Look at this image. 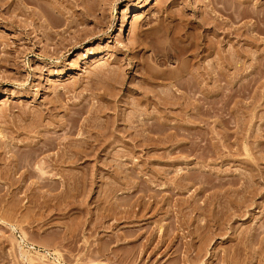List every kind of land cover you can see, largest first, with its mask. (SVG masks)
Instances as JSON below:
<instances>
[{
	"label": "rangeland",
	"instance_id": "obj_1",
	"mask_svg": "<svg viewBox=\"0 0 264 264\" xmlns=\"http://www.w3.org/2000/svg\"><path fill=\"white\" fill-rule=\"evenodd\" d=\"M42 2L45 3L43 0ZM47 2L52 5L55 2L56 7L53 9L55 11L51 10L55 14L52 15L51 11L45 12L47 17L45 15L43 18L45 20L42 22L46 25L43 26L46 28L51 26V30L49 28H43V30V26L38 28L41 29L38 30L41 35L37 38L42 41L39 44H35L34 39L31 41L22 39L23 33L14 26L9 24L0 26V38L6 37L11 42L15 40L18 45L13 53L16 56L15 62L10 66L4 62L0 63V220L2 221L0 223V264H190L191 261L187 260L190 258L192 261H196L195 264H264V242L262 243L264 240L262 228L264 227V168H261L264 167V146L262 144L261 147H257L261 137H258L259 135L256 133L257 127L262 126L263 122L258 120L250 129L246 128L243 132L233 134L228 140L231 141L229 144L228 141H225L217 121V111L215 110L217 105L213 101L214 98L209 104L211 109L207 111V104L203 101L204 90L208 88L215 90V87L212 84L204 86V88L200 85L197 87L195 84L191 87L186 81L185 74L178 75L175 72V77L173 74L175 70L179 71V67L181 70L186 68L184 70L189 69V71L197 69L198 65L202 66V64L210 67L214 55H208L203 50V46L210 36L211 39H216V35L210 28L212 23L204 26L203 19L207 20L209 17L208 20L213 18L214 21H212L216 22L217 11L211 10L212 12H210L209 10L212 9L210 7V5L213 6L212 3L220 6V2L217 3V0H47ZM138 8H141L138 12L139 20L137 26L134 27L136 24L134 12ZM48 12H51V15ZM18 16L19 20L22 22L24 20V24L27 23V19L29 21L32 18L30 14L27 16L19 14ZM69 20H72L73 23ZM67 22L71 25H69L70 27L66 26ZM122 22L123 26H121ZM29 26L31 27L30 24ZM53 33L56 34L53 35ZM212 33L215 35L214 37ZM77 41L79 42L77 43ZM180 47L183 48V52H180L182 51ZM195 47L197 48L195 49ZM88 48L91 49L88 51ZM261 48H264V44L261 45ZM195 52L198 54L196 55ZM101 54L104 57L100 58ZM60 69H64L67 75L55 76ZM99 69L100 71H98ZM114 69L118 73H114ZM197 70L199 74L202 73L201 69ZM155 71L162 75L169 73L170 77L167 78L168 75L166 77L164 75V78L162 75L159 77ZM116 77H118V81ZM74 82L79 83L75 84ZM73 84L75 88L66 91L64 87L73 88ZM113 89L120 90V94H113L117 97H114L110 104L118 103L116 111L120 110V114L122 111L125 117L130 115L136 107H139L140 102L135 105L133 101L139 98L140 100L144 99L142 97L143 90H149L150 94L156 91L162 97L165 92L169 93L166 98L172 101L169 105L170 110L167 109L169 117L166 116L162 104L148 105L142 101L141 104L145 106H142L144 111H141V105L139 107L141 109H138L143 114L148 112L154 118H158L157 120L150 119L149 122L155 120L160 129L164 127L161 125L163 123H159L163 122L161 120H166L171 127L166 132L157 134L160 136L157 142L158 148L155 149V151L158 149L157 152L152 150L151 153H147L142 148H137L132 152L133 150L126 149L128 145L118 142L111 154L101 156V160L105 159L104 163L106 164L96 162L93 158H89L85 162L79 160L77 168L79 173L84 172L83 170L87 174L97 171L99 174L103 173L104 178L101 180L97 177V180L88 183L80 180L74 195L72 191L66 190L65 192L64 189H67L65 185L61 186L64 193L57 196L58 199L52 198L53 195L49 193L50 181L48 179L54 178V174L57 172V170L54 171L56 168L58 169V166H54L56 156L54 153L56 154L59 149L52 148V144L54 146L52 141L49 142L51 143V148H49L50 144L47 142L52 139V136L54 142V137L60 133H64V136L60 134V138L65 139L67 126L64 123L69 115V113L65 115L66 110H68L67 112L70 110L73 112L75 109V111H79L77 109H81L83 106L89 109L83 107L86 111L82 108L85 113L83 112L82 118H79V121L84 123L79 122L81 125L78 128L84 130L80 129L78 131L80 134L76 132V135L70 136L75 138H73V141L76 140L75 143L80 142L82 137L85 138L92 134V130L94 131L95 128L100 129L99 127L102 128V125L107 126V120L112 121V117L116 116L113 108L107 110L106 114L102 113L97 116L89 113L96 109L93 107H103L108 104L107 101L113 98L112 93H115ZM135 90L141 91L138 93ZM110 92L112 93L110 94ZM48 105H55V114L50 115L47 112ZM145 108H147L146 112ZM143 114L139 115L140 117L138 116L137 119L146 117L144 116L146 114ZM93 116L96 118L99 116L98 120L106 122L95 120L102 123L95 125L87 120L89 117L91 120L95 119ZM85 118L87 119L85 120ZM57 122L62 123L58 126ZM119 122L121 119L116 123ZM134 122L136 124L137 120ZM83 125L87 127L84 128ZM231 125L233 128L235 127L234 123ZM87 128L91 129V133ZM166 133L172 134L168 137ZM261 139L264 140V137L262 136ZM193 140L198 143H192ZM65 141L67 140L65 139ZM224 143L225 145H223ZM255 147L261 148L260 152ZM217 149L220 151L224 149L222 153L226 156L220 157L221 152L217 154L219 151H213ZM117 152L122 153L124 157L127 156L128 159L124 165L125 170L123 169L124 172L121 173L123 176L114 179L112 172L115 170V161L113 160L114 155L118 154ZM209 152L213 154L211 153V155ZM30 153H34L33 156ZM222 153L220 155H223ZM35 154L36 156H34ZM151 154L158 156L154 155L155 158L152 159ZM162 155L163 157L160 158ZM52 156H54L53 159ZM254 156L261 157L259 158L261 160L256 161L259 167L255 164ZM49 159L52 162L48 161ZM253 159H255L254 164L252 163ZM38 160H43L42 166ZM136 160L138 166L134 167ZM48 163L54 164L50 166L53 167V170L47 166ZM39 164L41 168L38 166ZM251 166L258 169V175L256 174L257 170ZM42 167L44 171L48 170L46 171L47 175L51 174V177L43 178L48 182L40 177L41 174L39 176V173L45 174ZM38 168H40L39 173H37ZM199 168L207 171L204 172L205 175L203 172L200 174L204 170H198ZM159 169H162L161 173H157ZM106 171L112 174L113 178L111 175L110 177L106 175ZM136 173L140 174L142 179ZM162 173L164 176L168 174L164 177ZM252 173H255V176ZM128 175L131 177L129 178ZM184 175L185 177H183ZM242 175L245 178L241 177ZM251 175L254 177H250ZM37 176L48 185H42ZM197 176L200 177V180L196 179ZM176 177L181 183L183 182L181 185L184 187L180 186L178 179L175 182L174 178ZM203 177L206 180H203ZM143 178L147 180L153 178V180L151 182ZM182 178L193 184L187 186L186 181V183L181 181ZM246 178H249L248 180L252 178L251 185ZM135 179L142 187L139 188L136 185ZM155 179L160 185L155 183ZM129 180L130 182H128ZM213 180L218 183H211ZM144 181H147V186L144 185L146 184ZM168 181L169 184H167ZM206 181L207 184L209 182L208 185L212 184L209 187L213 185L214 187H204ZM85 182L86 184H84ZM154 183L156 188L162 191H156ZM229 184L235 190L229 187L232 190L226 192L225 187L227 188ZM241 184L243 186L247 184L250 188L245 187L251 191L245 187L243 189ZM132 186L135 187L131 188ZM153 186L154 188H152ZM177 188L181 191H178ZM212 188L216 191L219 189L220 193L223 190V194H216ZM152 192L155 196L160 193L156 196L159 200L156 197L153 198ZM252 192H254L253 196H251ZM42 193L48 194L47 196L52 195L51 199L43 198L47 196H42ZM244 194L247 195L244 196ZM134 195L136 196L134 197ZM249 197L252 198L250 202L247 199ZM129 198L132 201L135 199L137 204L135 201L132 203ZM128 201L133 206L128 204ZM142 201L143 204H141ZM234 201L238 204L245 201L248 207L244 205V202L243 206L236 203L237 206ZM52 205L59 206L62 210H58L59 213L56 212L57 209L52 211L53 214L48 213L51 211ZM140 205L142 206L139 207ZM143 206H147V208L145 209ZM235 206L245 207V209L243 211L242 208H236L238 210L235 209V211ZM128 207L133 208L134 214L141 210V213H137L138 219H135L136 214H132L133 212ZM127 208L131 213L129 216ZM5 210L11 214H3ZM14 210L22 218L16 215ZM232 212L239 215L232 216ZM25 214L26 219L23 216ZM12 215H14V219H12ZM5 216L9 217L5 218ZM16 217L18 220L20 219L19 222L15 220ZM216 217L221 221L220 223ZM22 219L25 221H21ZM10 220H13L14 223ZM3 221L6 222L3 223ZM8 223H13L15 228L19 227L16 230H11ZM220 224L223 225L222 229L218 227ZM256 228L257 230L259 228V231H256ZM254 229L256 232L253 233ZM261 229L263 231H260ZM138 230L142 233L140 234ZM138 232L139 234H137ZM133 233L137 235H133ZM20 234H24L29 241L33 240L32 242L36 243L40 250L31 249L27 255H20V247L13 240L16 235ZM251 234L255 241L251 238ZM13 235L14 238L10 239ZM162 238L163 240H161ZM190 239L192 240L190 241ZM187 242H190L189 245L193 244L194 247L188 249ZM259 242H261V246ZM200 246L205 248H203L205 252L203 251L198 259L196 252ZM187 255L192 256L187 258L189 257ZM194 256L198 260H194L196 259Z\"/></svg>",
	"mask_w": 264,
	"mask_h": 264
},
{
	"label": "bare ground",
	"instance_id": "obj_2",
	"mask_svg": "<svg viewBox=\"0 0 264 264\" xmlns=\"http://www.w3.org/2000/svg\"><path fill=\"white\" fill-rule=\"evenodd\" d=\"M43 1H45V3H43L42 2V0H0V26H2L3 24H9V25H11V26H14L16 29H20V32L21 33H23V36H21V38L22 39H28V41H31V40H35V44L37 43V44H39L40 42H42L40 39H38L39 38V35H41V32H39L41 29H38V28H41L43 25L45 26L46 25V23H44L43 24V20H45V19H43L44 18V16L47 14H45V12L46 11H51V10H53L55 7H56V4H55V2H54V5H52L50 2H47V0H43ZM49 1V0H48ZM214 2V1H213ZM218 2H220V6L218 5L217 6V4H214V3H212V5L213 6H211L210 5V7H212V9H210L209 11L210 12H212V11H217V16H218V18H215L216 19V22H213L214 20H213V18L212 19H210V20H208V18L209 17H207V20L205 19H203V25L205 26V25H209L210 23H212V26L210 27L214 32V34L216 35V39H211V36L206 40V42H205V44H204V42H203V44H204V46H203V50L208 54V55H214V60L212 61V63L210 64V67H207V66H205V65H203L202 64V66H200V65H198L199 67L197 68V69H201L202 71V73L201 74H199V71L195 68V70H193V69H191L190 71H189V69L188 70H184V69H186V68H182V70L180 69V67L178 68L179 69V71L177 70H175L174 71V77L176 76V74H175V72H177V74L178 75H184L185 77L187 76V83H189L188 85H193V84H195L197 87H198V85H200L201 87L203 86V88H204V86H208V85H210V84H212V86L213 87H215V90H210L209 88L208 89H206V90H204V92H203V101H204V103H206L207 104V106H206V111L207 110H210L211 109V106L209 105L210 104V102H211V99L212 98H214L213 99V101L216 103V111H217V117H218V119H217V121H218V123H219V125H220V127H221V129H222V134H223V137L225 138V141H228V140H230V137L233 135V134H237V133H239V132H243V131H245L246 130V128H248V129H250L251 128V126L253 127L254 125H255V122H257L258 120H260V122L262 121L263 123H261L262 124V126L264 125V48H261V45L262 44H264V0H217V3ZM29 3H31V4H33V5H31L30 6V4ZM52 3H53V1H52ZM207 3V2H206ZM208 3H210V2H208ZM58 5V4H57ZM60 5V4H59ZM58 5V6H59ZM60 9H61V7H60ZM141 10V8H138L137 9V11L136 12H134L135 14H134V18H135V25H134V27H136L137 26V23H138V20H139V11ZM212 10V11H211ZM55 10H53V12H54ZM58 11L60 12V10L58 9ZM52 12V11H51ZM51 12L49 13L50 15H51ZM53 12H52V15H54L53 14ZM63 12H65V11H63ZM62 13V12H61ZM215 13V12H214ZM19 14H25L26 16H27V14H30V15H32V20H33V23L31 24V19L29 20L30 21V23H29V21H27L26 20V24H24V20H23V22L21 21V20H19ZM58 14V13H57ZM207 14V13H206ZM210 14V13H209ZM215 14V15H216ZM6 15V16H5ZM203 15V14H202ZM57 16V15H56ZM208 16V15H207ZM213 16V15H212ZM216 16V17H217ZM46 17H47V15H46ZM202 18V17H201ZM204 18V17H203ZM213 20V21H212ZM20 21H21V23H20ZM69 21H71L72 23H73V21L72 20H69ZM205 21V22H204ZM211 21V22H210ZM48 22V21H47ZM199 22V21H198ZM31 25V27L29 26V24ZM68 23V22H67ZM71 23V24H72ZM27 24H28V27H27ZM66 25V24H65ZM70 24L68 23V25H66L67 27L69 26ZM42 27V29L43 28H46V27ZM71 26V25H70ZM69 26V27H70ZM121 26H123V22L121 23ZM66 27V28H67ZM169 27V26H168ZM202 27V26H201ZM47 28H49L50 30H51V26L49 27H47ZM46 28V29H47ZM209 28V29H210ZM39 30V31H38ZM44 30V29H43ZM42 30V31H43ZM170 30V29H169ZM207 30V29H206ZM57 32V31H56ZM212 33V35H213V37L215 36L214 34ZM54 34H56V33H53V35ZM38 37V38H37ZM40 38H42V37H40ZM77 38V37H76ZM205 39V38H204ZM38 40H40V41H38ZM74 42H75V40H74ZM79 41H77V43H78ZM30 43V42H29ZM32 43V42H31ZM71 44V43H70ZM76 44V43H75ZM198 46H199V44H197ZM196 45V46H197ZM17 43H16V41L14 40V41H9L6 37L3 39V37H1L0 38V63L1 62H4V63H6V65L8 64L9 66L11 65V64H13L14 62H15V60H16V56L13 54L14 52H15V50L17 49ZM38 46V45H37ZM37 46H35V47H37ZM41 46V45H40ZM185 46V45H184ZM192 47V46H191ZM180 48H182V47H180ZM197 47H195V49H196ZM200 48V47H199ZM198 48V49H199ZM202 48V47H201ZM38 49V48H37ZM91 48H88V51L90 50ZM184 49H186V48H184ZM172 50V49H171ZM178 50V49H177ZM182 51H180V52H183V48L181 49ZM189 50V49H188ZM202 50V51H203ZM176 51V50H175ZM187 51V50H186ZM195 51H197V50H195ZM198 51H200V50H198ZM176 52H178V51H176ZM186 53V52H185ZM191 53V52H190ZM178 54V53H177ZM195 54H196V52H195ZM198 54V53H197ZM196 54V55H197ZM192 55V54H191ZM195 55V56H196ZM99 57V56H98ZM102 57H104V56H102V54L100 55V58H102ZM185 59V58H184ZM194 59H195V57H194ZM91 61V60H90ZM183 65V64H182ZM111 71L113 70V69H110ZM118 70V69H117ZM98 71H100V69L98 70ZM120 72V71H119ZM156 72V71H155ZM97 73V72H96ZM114 73H118L117 71H115V69H114ZM160 72H158V74H157V72H156V75H158L159 77H160V75H162V74H159ZM163 73V72H162ZM165 73V72H164ZM155 74V73H154ZM154 74H153V76H154ZM169 73H167L166 75L165 74H163L162 75V77L165 75V77L168 75ZM62 76V75H67V72L66 71H64V69H60L59 71H57V73L55 74V76ZM170 75V74H169ZM168 75V77L167 78H169L170 76ZM112 77V76H111ZM161 77V78H162ZM164 78V77H163ZM172 78V77H171ZM110 79H112L113 81H115L113 78H110ZM116 79H117V81L119 80L118 79V77H116ZM145 81H147V79H145ZM153 82V81H152ZM75 83V82H74ZM76 83H79V82H76ZM75 83V84H76ZM111 83H113V82H111ZM115 83V82H114ZM116 85V84H115ZM114 85V86H115ZM72 86V85H71ZM75 85L73 84V88H66V87H64L65 89H66V91L68 90V89H74L75 87H74ZM194 86V85H193ZM67 87H70V86H67ZM113 87V86H112ZM115 87H117V86H115ZM192 87V86H191ZM56 88V87H55ZM56 89H58V88H56ZM117 89V88H116ZM116 89H113V90H115V93H112V92H110V94L112 93V96H113V94H120L119 93V91H117ZM141 91V90H140ZM139 90H135V92H140ZM144 91V94H143V100H140V98L138 99V100H136V101H133L134 103H135V105H137V104H139V102H140V104H139V107H140V105H141V108H139V109H141V111L143 110L144 111V109H143V107H145V106H143L144 104H141V102L142 103H147L148 105H151V104H157V106H158V104H162L161 106L164 108V112H166L165 114H167L166 116H168L169 117V110H170V108H169V105L172 103V101L171 100H168V99H166L167 98V95L169 94H167L166 92H165V95H164V97H162L160 94H157V92L155 91V92H153V93H151L150 94V92H149V90H143ZM152 91H154V90H152ZM203 91V90H202ZM103 92H106V91H103ZM59 93V92H58ZM105 95H107L106 93H104ZM214 94V95H213ZM109 95V94H108ZM181 95V94H180ZM60 96H61V94H60ZM102 96V95H101ZM181 96H183V95H181ZM56 97H57V95H56ZM103 97V96H102ZM108 97V96H107ZM109 97H111V96H109ZM114 97L115 96H113V98H111L109 101H107V99H106V101H107V103L108 104H105V106H97V107H93V108H96V109H94L93 110V112L92 113H89V114H93V115H95V116H97V115H100V114H102V113H107V110H109L110 108H113L114 110H113V112L115 111V117H112L113 118V120L112 121H109V120H107V122H108V125L107 126H105V125H102V128L101 127H99L100 129H97V128H95V129H97L96 131H95V129H94V131L92 130V134H90L91 133V129H88L87 128V130H90V133H88V134H90L89 136H86L85 138H81V140H79L80 142H76L75 143V141H73V138L72 137H70V136H73L74 134L76 135V132L77 133H79L78 131H80V129H82V128H78L81 124H83V123H81L80 121H79V118H82L81 116H82V114H83V112L85 113V109L83 108V107H86V106H83V107H81V109H77V110H79V111H73V112H71V110H70V112H67L68 110H66V113H65V115L67 114V113H69V115H67V117L66 118H68L67 119V121H65V123H64V121H63V123L64 124H66L65 126H67V129H65L64 127V129H65V131H66V133H65V139L67 140V141H65V139L63 140L62 138H60V134H62V133H60V134H58V136H57V134H56V136L54 137V142H53V136H52V139L51 140H49L48 142H47V144L49 143V142H51L52 141V143H54V146H53V144H52V148H54V147H56V149H59L58 150V152H56V154L54 153V156H55V158H54V160H55V162H54V160H53V162H54V164L52 163L51 165H54V166H58V169L56 168L54 171L56 172V170H57V172L55 173V172H52V173H55L54 174V178H50L51 177V174L49 175H47V173H46V171H48L47 169H45V171L43 170V167L45 168L46 166H43L42 167V171H44L45 172V174L42 172V173H39L40 172V164L38 165L40 168H38L37 169V173H39V176H40V174L43 176H40L42 179L45 177V176H50L49 178L50 179H48L49 181H50V186H48V187H50V194H52L51 196H52V198L53 197H56L57 199H58V197H59V195H61L62 193H64V191L63 190H61V186H64L65 185V188H67V189H64L65 190V192H66V190H68V191H72L73 192V195L75 194V189H76V186H78V182L81 180V181H86L87 183L89 182V181H95V180H97V177L98 178H100L101 180L104 178V175H102L101 174V172H100V174H99V172L97 173V171L96 172H94V173H90V174H87V173H84L85 172V170H83L84 172H81V173H79V171L77 170V168H78V166H79V164H78V161L79 160H82L83 162H85V161H87V160H89V158H93V159H95L96 160V162H99V163H101V164H106V163H104V161L106 162V160L104 159V160H101V156L103 155V154H106V155H109V154H111L112 152V150L113 149H115V144L117 143L118 144V142H120V143H123V144H126V145H128V147L126 148V149H128V150H133L132 152H134V150H137V148H142V149H145L146 151H147V153H151L152 152V150L154 151V152H157V150L155 151V149H156V147H157V142H158V140L160 139L159 137V135L157 136V134H159V133H162V132H166L167 131V129H169V127H171V125H170V123H168V122H166V120H161V121H163V122H159V123H163V124H161V125H163L164 127H163V129H160V127L159 126H157L156 125V122H155V120H157L158 118H154V116H152V114H148V112L147 113H144V114H146V115H144L137 107L131 112V114L130 115H128V116H124L122 113V111H121V114L123 115H121L120 113H119V111L117 112L116 110L118 109V103L116 104V102H114V103H112V104H110L111 103V100H113L114 99ZM117 97V96H116ZM115 97V98H116ZM142 97H141V99H142ZM184 97V96H183ZM105 98V97H104ZM58 99H59V95H58ZM118 99V98H117ZM181 100V99H180ZM115 101H118V100H115ZM183 101V100H182ZM51 102H53V101H51ZM123 102H127V101H123ZM128 103V102H127ZM145 103V104H146ZM214 103V104H215ZM50 104V103H49ZM133 104V103H132ZM181 104V103H180ZM102 105V104H101ZM112 105V106H111ZM134 105V104H133ZM132 105V106H133ZM147 105V106H148ZM143 106V107H142ZM146 106V107H147ZM85 110H83V109ZM87 108V107H86ZM120 109V108H119ZM146 110H145V112L147 111V108H145ZM167 109H169L168 111H167ZM47 112H49L50 113V115H53V114H55V110H56V107H55V105H52V106H47ZM87 110H89L88 108H87ZM75 112V113H74ZM89 112H91V111H89ZM109 112V111H108ZM129 112V113H130ZM48 113V114H49ZM105 113V114H106ZM108 114H110V112L108 113ZM141 114H143L144 116H146V117H143V118H140V119H137L138 118V116L139 115H141ZM142 115V116H143ZM154 115H156V114H154ZM90 116V115H89ZM110 116V115H109ZM109 116H107V117H109ZM157 116H160V115H157ZM165 116V117H166ZM88 117V116H87ZM94 117V116H93ZM140 117V116H139ZM90 118V117H89ZM87 119V118H85V120L87 119L88 121H91L93 124H95L96 125V123H97V125L99 124V125H101L102 123H105L106 121L105 120H98V118L100 119V117L98 116L97 118L96 117H94L95 119ZM155 119L154 121H151V122H149V120L150 119ZM105 119H108V118H105ZM111 119V118H110ZM116 119H121V122H119V123H116V122H118V120H116ZM145 119H147V121H145ZM160 119V118H159ZM82 120V119H81ZM95 120H98L99 122H102V123H98V121H95ZM135 120H137V123L135 124ZM83 121V120H82ZM94 121H95V123H94ZM125 121V123H123ZM165 121V122H164ZM81 124H80V123ZM158 122V121H157ZM58 123V122H57ZM62 122H60V124H61ZM87 121H86V125H87ZM232 123H234L235 124V127L233 128V125H231ZM60 124L58 123V126H60ZM63 124V125H64ZM93 124H91V125H93ZM112 124V125H111ZM135 124V125H134ZM254 124V125H253ZM114 125V126H113ZM159 125V124H158ZM105 126V127H104ZM111 126H113L112 128H111ZM262 126H258L257 127V132L256 133H258V137H261L262 138V136L264 137V128H262ZM61 127H62V125H61ZM60 127V128H61ZM83 127L84 128H86L84 125H83ZM95 127V126H94ZM62 129V128H61ZM79 129V130H78ZM82 130H84V129H82ZM86 130V131H87ZM89 132V131H88ZM64 134V133H63ZM62 134V136H64ZM80 134V133H79ZM172 134V133H171ZM170 133H166V135H168V137H169V135H171ZM174 135H175V133H173ZM192 136L193 135H195V134H191ZM189 136H190V134H189ZM188 136V137H189ZM191 136V138L193 139V137ZM76 138L78 137V136H75ZM166 138H168L167 136H165ZM164 137V139H166ZM194 137H196V136H194ZM201 137V136H200ZM202 137H204V136H202ZM201 137V138H202ZM206 137V136H205ZM126 138H128V139H126ZM191 138H190V140H191ZM208 138V137H207ZM256 138V137H255ZM259 139L258 140V138H257V140H258V144L256 143L257 141H255V143L257 144V147L258 146H260V145H262L263 144V146H264V140H262V139ZM75 139V138H74ZM80 139V138H79ZM197 139H198V136H197ZM196 139V140H197ZM204 139V138H203ZM78 140V139H77ZM205 140V139H204ZM208 140V139H207ZM198 141V140H197ZM197 141H195L196 143H198ZM194 142V140H193V142L192 143H194V144H196ZM229 142H231V141H228V143ZM50 144V147L49 148H51V143H49ZM226 144H227V142H226ZM230 144V143H229ZM223 145H225V143L223 144ZM45 146H46V144H45ZM44 146V147H45ZM130 146V147H129ZM262 146V147H263ZM228 147V146H227ZM257 147H255V148H257ZM261 147V146H260ZM46 148H47V146H46ZM158 148V147H157ZM223 148H224V146H223ZM258 149V151L259 150H261V148L259 149V148H257ZM223 150V151H222ZM213 151H219V152H217V154L218 153H222V152H224V149H221V151L220 150H213ZM105 152V153H104ZM119 152H123V151H119ZM119 152H117L118 154H116V155H114V160L113 161H115V165H114V167H115V170H113V177H115L114 179H118V177H120V176H123V175H121V173L122 172H124L123 171V169H124V165H126V161H127V159H128V157L126 158V157H124V155L122 154V153H119ZM168 153L169 152H171V151H167ZM208 152V151H207ZM207 152H205L206 154H207ZM216 152H214V153H216ZM260 152V151H259ZM34 153H36V152H34ZM33 153V154H34ZM212 153V152H211ZM210 152H209V154H211ZM220 153V154H221ZM30 154H32V153H30ZM33 154H32V156H33ZM125 154V153H124ZM156 154V153H155ZM155 154H151V158H152V156H153V158L152 159H154L156 156H158V155H155ZM158 154V153H157ZM213 154V153H212ZM211 154V155H212ZM219 154V156L221 157L222 156V158H223V156H224V154L223 155H220ZM263 154V152L261 153V155ZM154 155H155V157H154ZM260 155V154H259ZM264 155V154H263ZM262 155V156H263ZM34 156H36V154L34 155ZM54 156H52V159H53V157ZM150 155L148 154V157H149ZM168 156H169V154H168ZM218 156V157H219ZM226 156V155H225ZM224 156V157H225ZM31 157V156H30ZM163 157V155L160 157V158H162ZM219 157V158H220ZM255 157V159H253L252 160V163H253V161L255 160V164L257 163L256 161L257 160H261V159H259V158H261V157H256V156H254ZM264 158V157H263ZM150 159V158H149ZM51 159H49L48 161H50ZM94 160V161H95ZM151 160V159H150ZM158 160V159H157ZM247 160V159H246ZM248 160H251V159H248ZM39 161V163H41V162H43V160L42 161H40V160H38ZM46 161V160H45ZM44 161V162H45ZM100 161H102V162H100ZM110 161V160H109ZM245 161V160H244ZM51 162H52V160H51ZM108 162V161H107ZM134 162V161H133ZM152 162V161H151ZM45 163H47V161L45 162ZM109 163H111V162H109ZM154 163V162H153ZM244 163H246V162H244ZM248 164L250 163V164H252L251 162H247ZM44 164V163H43ZM49 165H47V166H51L50 165V163H48ZM112 164V163H111ZM135 165H133L134 167L135 166H138V161L136 160L135 161V163H134ZM148 164H149V162H148ZM254 164V163H253ZM110 165V164H109ZM257 165V164H256ZM41 166H42V163H41ZM87 166V164L85 165V167ZM254 166V165H253ZM258 166V165H257ZM252 167V166H251ZM255 167V166H254ZM259 167V166H258ZM87 168V167H86ZM150 168V167H149ZM152 168V167H151ZM154 168V167H153ZM253 168V167H252ZM261 168H264V167H261ZM50 169L51 170H53V167L51 168L50 167ZM114 169V168H113ZM200 169H203V168H199L198 170H200ZM254 170H257L256 171V174L258 175V169L257 168H253ZM125 170V169H124ZM150 170V169H149ZM152 170V169H151ZM156 170V169H155ZM204 170V169H203ZM261 170V169H260ZM160 171H162V169L160 170L159 169V171L157 170V173H161ZM264 171V170H263ZM107 172V171H106ZM105 172V173H106ZM110 172V171H109ZM152 172H154L153 170H152ZM206 173L207 171H201L200 172V174L201 173ZM134 173V172H133ZM166 173V172H165ZM164 173V174H165ZM205 173L203 174V175H205ZM211 173V172H210ZM260 173V172H259ZM263 173V172H262ZM137 174V173H136ZM168 174V173H167ZM166 174V175H167ZM254 176H255V173H252ZM38 175V174H37ZM106 175H109V177H110V175H111V177H112V174H109L108 172L106 173ZM105 175V176H106ZM130 175V174H129ZM128 175V176H129ZM138 175V174H137ZM140 175V174H139ZM138 175V176H139ZM157 175V174H156ZM155 175V176H156ZM162 175H163V173H162ZM166 175L164 176V177H166ZM261 175V174H260ZM39 176H37L38 178H39ZM127 176V177H128ZM158 176V175H157ZM181 176V175H180ZM180 176H178L180 179H181V177ZM248 176V175H247ZM254 176H250V177H254ZM47 177H45V179H47ZM112 177V178H113ZM131 176H129V178H130ZM136 177V176H135ZM139 177H141V176H139ZM183 177H185V175L183 176ZM205 177V176H204ZM203 177V180H206L205 178ZM241 177H243V178H245V176H241ZM259 177V176H258ZM107 178V177H106ZM122 178V177H121ZM157 178V177H156ZM160 178V177H159ZM162 178V177H161ZM199 178V180H200V177L199 176H197V178L196 179H198ZM242 178V179H243ZM45 179H43V180H45ZM120 179V178H119ZM137 179L139 180V178L137 177ZM141 179H142V177H141ZM140 179V180H141ZM144 180H147L146 178H143ZM169 179V178H168ZM177 177L176 178H174V180H175V182L177 181ZM187 179H188V177H187ZM191 179V178H190ZM195 179V178H194ZM193 179V180H194ZM208 179H210L209 177H208ZM207 179V180H208ZM247 179V178H246ZM245 179V180H246ZM249 179V178H248ZM247 179V180H248ZM252 179V178H251ZM251 179L250 180H248V182H250V184L249 185H251ZM38 180H41L40 178L38 179ZM131 181H132V179H130ZM130 180L128 181V182H130ZM138 180H134V181H136V183L138 182ZM148 180H153V178L152 179H148ZM147 180V181H148ZM202 180V179H201ZM211 180V179H210ZM46 181V180H45ZM147 181H144V183L146 182V184H144L145 186H147L148 185V183H147ZM155 181V183H158L159 184V182H156V179L154 180ZM166 181H167V179H166ZM181 181H184V183H186L187 181L186 180H184V178H182V180ZM186 181V182H185ZM188 181H189V179H188ZM196 181H198V180H196ZM195 181V182H196ZM223 181V180H222ZM46 182H48V181H46ZM86 182L84 183V184H86ZM152 182V181H151ZM172 182V181H171ZM174 182V183H175ZM199 182V181H198ZM202 182V181H201ZM204 182V181H203ZM216 183L214 180L211 182V183ZM220 182V181H219ZM224 182V181H223ZM233 182V181H232ZM234 182H236V180H234ZM233 182V183H234ZM39 183H40V181H39ZM41 183H42V185L43 184H45L46 186L48 185L47 183H44V182H42V180H41ZM78 183V184H77ZM81 183H83V182H81ZM91 183V182H90ZM135 183V184H136ZM155 183H154V186H155ZM167 183V182H166ZM170 182L168 181V183L167 184H169ZM178 183H180V186L181 187H184V185L182 186L181 184H183V182L181 183L180 181H179V179H178ZM191 181H190V183L189 182H187L186 183V185L187 186H189V184L191 185ZM206 184H207V181L205 182ZM218 183V182H217ZM216 183V184H217ZM226 183V182H225ZM243 183H245V182H243ZM242 183V184H243ZM131 184H133V181H132V183ZM134 184V185H135ZM141 184H142V182H141ZM150 185H151V183H149ZM157 184V186H159ZM177 184V183H176ZM193 184V183H192ZM203 185H204V183H202ZM204 185V187L205 186H210V185H212V184H210V185H208L209 184V182H208V184L207 185ZM215 184V185H216ZM221 184H222V182H221ZM241 184V185H242ZM41 185V184H40ZM137 186H139L138 185V183L136 184ZM143 185V184H142ZM163 185V184H162ZM171 185L172 186H174L173 185V183H171ZM218 185H220V184H218ZM223 185V184H222ZM233 185V184H232ZM240 185V186H241ZM141 186V185H140ZM140 186H139V188H140ZM152 186V185H151ZM154 186L152 187V188H154ZM172 186H169V187H172ZM176 187H178L177 185H175ZM231 185L229 184V186H227V188L225 187V189H226V192L227 191H231L232 189H234L235 190V188H232V187H230ZM238 186V185H237ZM236 186V188H238ZM243 186V185H242ZM245 186H248L247 184L246 185H244L243 186V189H244V187ZM255 186V184L253 185V187ZM135 186H132L131 188H134ZM142 187V186H141ZM150 187V186H149ZM169 187H167V188H169ZM211 187H214V185L213 186H211ZM211 187H209V188H211ZM221 187V186H220ZM219 187V188H220ZM232 188L231 190H230V188ZM249 187V186H248ZM248 187H245V188H247L248 189ZM137 188V187H136ZM160 188V187H159ZM163 188H164V186H163ZM173 188V187H172ZM171 188V189H172ZM188 188V187H187ZM207 188V187H206ZM222 188V187H221ZM220 188V189H221ZM241 189H242V187H240ZM250 188V187H249ZM255 188H257V187H255ZM149 189V188H148ZM157 188H156V186H155V190H156ZM178 189V191L180 190L181 191V189H179V188H177ZM203 190V188H200V190ZM213 189V188H212ZM228 189V190H227ZM47 190V189H46ZM48 190V191H49ZM151 190H154V189H151ZM154 190V191H155ZM164 190V189H163ZM168 190V189H167ZM173 190V189H172ZM174 190H175V187H174ZM206 190V189H205ZM213 190H215V191H213V192H216V194H219L220 193V190L218 189L217 191H216V189H213ZM249 191H251L250 189H248ZM255 190H257V189H255ZM39 191H41V192H46L45 190L43 191V190H39ZM140 191V190H139ZM156 191H162L161 189L160 190H156ZM155 191V192H156ZM176 191V190H175ZM223 191V190H222ZM222 191H221V193H222ZM245 191H247V190H245ZM244 191V192H245ZM17 192V191H16ZM16 192H15V194H16ZM130 192H131V189H130ZM136 192V191H135ZM142 192V191H141ZM148 192V191H147ZM170 192H171V190H170ZM248 192V191H247ZM6 193V192H5ZM151 193V192H150ZM154 192H152V194H153ZM176 193V192H175ZM220 193V194H221ZM7 194V193H6ZM43 194V193H42ZM69 194H71V193H69ZM148 194H149V192H148ZM151 194V195H152ZM160 194V193H159ZM158 193L156 194V196L157 195H159ZM170 194H173V193H170ZM169 194V195H170ZM211 194H212V192H211ZM223 194V193H222ZM249 195H250V192L248 193ZM17 195H18V193H17ZM44 195H48V194H43L42 196H44ZM132 195V194H131ZM140 195V194H139ZM245 195H247V194H244V196ZM254 195V192H252V194H251V196H253ZM0 196H1V194H0ZM51 196L49 195V196H47V197H43V198H50L51 199ZM58 196V197H57ZM136 195H134V197H135ZM150 196V195H149ZM154 194H153V198L154 197H156ZM3 197H5V195L3 194ZM21 197V196H20ZM130 197V196H129ZM151 197V196H150ZM170 197H171V195H170ZM2 198V197H1ZM55 198V199H56ZM61 198V197H60ZM138 198V197H137ZM136 198V199H137ZM157 198V197H156ZM50 199H46V200H50ZM143 199V198H142ZM155 199V198H154ZM158 200H159V198H157ZM248 199V202H250V199L252 200V198H247ZM5 200V201H4ZM3 201L4 202H6V199H4ZM19 200V199H18ZM60 200V199H59ZM129 200H131L130 198H129ZM134 201H135V199H133ZM243 200H244V198H243ZM2 201V200H1ZM53 201V200H52ZM57 201V200H56ZM134 201H132L131 200V202L132 203H135ZM245 201H247V200H245ZM245 201H243L244 202V205H246L247 206V204H245ZM253 201H254V199H253ZM3 202V203H4ZM55 202V201H54ZM58 202V201H57ZM129 203L128 204H130V205H132V203L130 202V201H128ZM139 202V201H138ZM141 202V201H140ZM157 202V201H156ZM235 202V201H234ZM243 202H240L239 204H238V202H235V204L237 203L238 205H242L243 206ZM51 203V202H50ZM50 203H47V204H50ZM144 203H145V201H144ZM251 203H252V201H251ZM46 204V205H47ZM54 204V203H53ZM136 204H137V202H136ZM136 204H134V205H136ZM140 204V203H139ZM141 204H143V201H142V203ZM232 205H233V203H231ZM236 204V205H237ZM249 205H250V203H248ZM58 205V204H57ZM129 205V207H131ZM145 205H146V203H145ZM237 205V206H238ZM252 205V204H251ZM258 205H260L259 203H258ZM53 206V207H52ZM51 207L52 208H50L51 209V211H48V213L50 212V213H52L53 214V212L52 211H54V210H56L57 209V213H59L58 212V210H62V208L61 207H59V206H55V205H52ZM133 206V205H132ZM142 205H140L139 207H141ZM148 206V205H147ZM147 206H143L145 209L147 208ZM234 206V205H233ZM237 206H235V208H234V210L236 209V208H238ZM50 207V206H49ZM59 207V208H58ZM128 207V208H129ZM143 207H142V209H143ZM152 207H153V205H152ZM151 207V208H152ZM197 207H198V205H197ZM196 207V208H197ZM248 207V206H247ZM2 208V207H1ZM46 208V207H45ZM61 208V209H60ZM128 208H127V210H128ZM239 208H242L241 206L239 207ZM238 208V209H239ZM130 210H131V212H133L132 214H134V211H132V209L133 208H129ZM139 209V208H138ZM160 209V208H159ZM238 209H236V210H238ZM244 209H245V207L244 208H242V210L244 211ZM246 209H248V208H246ZM1 210V209H0ZM15 210H16V208H15ZM14 210V211H15ZM44 210V209H43ZM47 210H49V208H47ZM47 210H45V211H47ZM130 210H128V212L130 211ZM137 210V209H136ZM235 210V211H236ZM141 211V210H140ZM139 211V213H141ZM241 211V210H240ZM242 211V212H243ZM246 211V210H245ZM9 212V211H8ZM7 212V210H5V212L3 213V211H2V213L3 214H5L6 215V213L7 214H11V213H8ZM12 212H13V210H12ZM16 212V211H15ZM137 212V211H136ZM234 212V211H233ZM233 212H232V216H234L235 214H233ZM14 213V212H13ZM138 213V212H137ZM137 213H135L136 214V216H137ZM138 213V214H139ZM235 213H237V212H235ZM21 214V213H20ZM55 214V213H54ZM131 213L129 212V214H128V216L130 215ZM134 214V215H135ZM16 215H18L17 214V212H16ZM133 215V216H134ZM236 215H239V214H236ZM235 215V216H236ZM2 216H4V215H2ZM19 217H21L20 215H18ZM24 216V219H26L25 218V216H26V214L25 215H23ZM231 216V217H232ZM6 217H9V216H5V218ZM131 217V216H130ZM130 217H127V218H130ZM140 217V216H139ZM10 218H11V216H10ZM22 218V217H21ZM132 218V217H131ZM138 219V216L137 217H135V219ZM217 218V217H216ZM228 218L230 219V217H229V215H228ZM228 218H226V219H228ZM12 219H14V215H12ZM218 219V218H217ZM216 219V221L218 222V220ZM226 219H225V221H226ZM228 219V220H229ZM9 220V219H8ZM15 220H17L18 222H19V220L17 219V217H16V219ZM11 221V220H10ZM13 221V220H12ZM11 221V222H12ZM16 221V222H17ZM21 221H25V220H21ZM224 221V222H225ZM2 221L0 220V223H1ZM6 222V221H5ZM4 221H3V223H5ZM8 222V221H7ZM221 221L219 220V223H220ZM13 223H14V221H13ZM13 223L12 224H9V226L11 227V230L13 229V230H16L17 228H15L16 226H14L13 225ZM219 223H217V224H219ZM223 223V222H222ZM7 224V225H8ZM216 224V225H217ZM221 226V227H220ZM220 226H218L219 228H221L222 229V226L223 225H221L220 224ZM263 226H264V224H263ZM21 227V226H20ZM217 227V228H218ZM262 227V225L260 226V228ZM263 228V230H264V227H262ZM21 229V228H20ZM139 229H140V227H139ZM135 230H137V229H135ZM134 230V231H135ZM141 230V229H140ZM140 230H138L139 232H140V234L142 233ZM220 230V229H219ZM262 229L260 230V231H263ZM23 231V230H22ZM133 231V232H134ZM254 231H255V229L253 230V233H254ZM256 231H259V228H258V230H257V228H256ZM255 231V232H256ZM139 232L137 233V234H139ZM264 232V231H263ZM23 233H25L24 231H23ZM191 233V232H190ZM252 233V232H251ZM260 232H258V235H260L259 234ZM262 233V232H261ZM129 234H131L130 232H129ZM128 234V235H129ZM135 233H133V235H134ZM137 234H135V235H137ZM255 234H257V233H255ZM254 234V235H255ZM131 236V235H130ZM253 234H251V238L253 239ZM255 237H258V236H255ZM260 237H261V235H260ZM263 237H264V235H263ZM14 238V235H13V237L11 238L10 237V239H13ZM259 238V237H258ZM9 239V240H10ZM260 239V238H259ZM262 239V238H261ZM13 240H15L16 241V243H17V245L20 247V252H21V254L20 255H27L30 251H31V249H36L37 251H39L40 249H39V247L36 245V243H34V242H32V241H29V239L24 235V234H20V235H16L15 236V239H13ZM12 240V241H13ZM151 240V239H150ZM161 240H163V238L161 239ZM192 239H190V241H191ZM254 240V239H253ZM11 241V240H10ZM15 241H13V243H15ZM252 241V240H251ZM255 241V240H254ZM253 241V242H254ZM259 241H261V240H259ZM149 242H151V241H149ZM264 242V240L262 241V243ZM38 243H39V241H38ZM37 243V244H38ZM188 244H187V246L189 245V243L190 242H187ZM192 243H193V241H192ZM255 243V242H254ZM261 242H259V244H260ZM145 244V243H144ZM251 245H253V244H251ZM190 246V247H189ZM188 246V249L190 248L191 249V247L193 246V244H190ZM260 246H261V244H260ZM194 247V246H193ZM202 246H200V248H201ZM199 248V249H200ZM204 247H202V249H198L197 250V252H196V257L199 259V257H201V255L200 254H202V252L204 251V249H203ZM194 250V249H193ZM202 250V251H201ZM188 251H190V250H188ZM46 252H48V251H46ZM191 252V251H190ZM205 252V251H204ZM187 256H189V257H187V258H190V256H192V255H187ZM195 256H194V258H196ZM194 259V260H198V259ZM191 259V260H190ZM190 259H187L188 261H191L190 262V264L193 262H196V261H192V258H190ZM24 264V263H23ZM195 264V263H194Z\"/></svg>",
	"mask_w": 264,
	"mask_h": 264
}]
</instances>
